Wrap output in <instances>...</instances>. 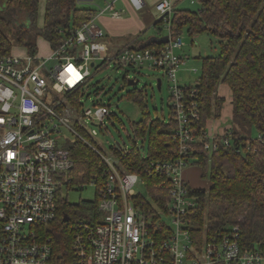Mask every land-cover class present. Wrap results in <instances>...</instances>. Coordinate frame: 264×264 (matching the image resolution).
I'll return each mask as SVG.
<instances>
[{"label": "built area", "instance_id": "obj_1", "mask_svg": "<svg viewBox=\"0 0 264 264\" xmlns=\"http://www.w3.org/2000/svg\"><path fill=\"white\" fill-rule=\"evenodd\" d=\"M117 1L104 0L94 15L70 29L45 56L39 51L0 53V264H264V252L243 248L239 224L211 229L205 221L200 243L192 233L199 224L190 217L198 199L185 171L192 166L188 153L195 136L189 117L195 113V103L185 100L186 83H178L177 71L185 60L176 50L184 41L169 32L173 1L155 3L169 32V41L159 50L132 44L113 49L98 19L103 14L123 17L126 10L117 7ZM128 2L135 10L146 5V0ZM114 59L119 65L163 68L171 82L178 147L172 159L152 161L150 166L170 179L166 213L172 225L162 216L156 220L148 216L136 204L134 186L141 176L123 170L117 157L101 151L86 136L97 134L96 128L86 126L88 118L106 127L109 105L81 109L71 97V91L87 83L92 67L102 68ZM63 127L99 152L108 175L104 185L96 186L100 218L74 221L67 255L56 251L46 232L58 215L59 192L71 187L74 161L67 144L73 140L63 136ZM206 136L205 147H217V129ZM224 143L231 144L229 135Z\"/></svg>", "mask_w": 264, "mask_h": 264}, {"label": "trees", "instance_id": "obj_2", "mask_svg": "<svg viewBox=\"0 0 264 264\" xmlns=\"http://www.w3.org/2000/svg\"><path fill=\"white\" fill-rule=\"evenodd\" d=\"M197 1L200 5L195 9L174 4L169 31L173 38L185 29L191 35L208 33L219 43L217 53L201 56L200 76L184 86L185 100L195 103V113L189 117L195 139L190 143L188 155L192 167L199 170L202 178L210 180L207 188L190 187L198 199L190 217L199 224L192 233L200 243L205 221L211 229L239 224L243 248L264 252V0ZM95 13L96 9L80 6L78 0H45L41 22L40 0H6L5 7L0 8V53H13L14 43L35 53L40 38L53 48L70 29L81 26ZM153 25H164L158 14ZM143 32L123 45L153 50L164 46L165 43L152 40V36L143 38ZM106 37L108 40L109 35ZM84 86L70 93L76 105H82ZM226 88L231 92V123L218 126L217 147L206 148L209 122L221 117ZM144 90V87H134L128 92L144 115L142 120L132 122L131 145L117 141L111 149L123 170L136 172L143 178L149 198L139 194L133 199L156 220L161 216L160 210H168L170 179L166 173L152 169L150 163L174 157L178 147L175 139L178 121L171 93L169 116L152 117ZM115 116L111 112L110 118ZM228 135L230 145L224 143ZM138 139H143L142 144ZM67 147L74 161L71 186L80 184L82 188L86 183L96 186L106 183L107 165L92 145L76 138ZM65 213L69 215L67 221L63 219ZM57 214L56 220L46 226V232L56 251L67 255L72 247L74 221L97 220L102 213L98 198L72 203L59 192Z\"/></svg>", "mask_w": 264, "mask_h": 264}, {"label": "rangeland", "instance_id": "obj_3", "mask_svg": "<svg viewBox=\"0 0 264 264\" xmlns=\"http://www.w3.org/2000/svg\"><path fill=\"white\" fill-rule=\"evenodd\" d=\"M45 0H40V20L42 22L43 17V4ZM95 3L80 1L79 5L87 8L98 9V5H104V0H95ZM155 0H148V4H155ZM177 4L181 7L198 8L200 3L197 0H177ZM148 5V6H149ZM151 13L155 16V12L151 9ZM142 16V17H141ZM128 17V16H127ZM147 13L139 14V18L134 17L133 23L135 26H141L143 38H148L151 35H165L168 33L165 25L155 26L151 23L147 24ZM99 24L102 25L103 29L109 35L108 40L112 43L113 49L122 46L127 40L137 35L133 29L131 34L127 36H115L100 19ZM135 30V29H134ZM133 31V32H132ZM184 45L182 48H178L176 52L180 53L185 62L181 63L177 71L178 83L183 85L185 83H194L202 71L201 56L207 54H215L219 51V43L216 37L208 33H198L191 35L185 29L181 34ZM107 39V37L105 38ZM39 50L41 54L47 53L48 44L43 38L39 39ZM18 44L14 43L12 48L14 49ZM110 51V54H114V50ZM97 61L96 64H98ZM196 68L195 71L193 69ZM139 79L137 84L128 83L129 79ZM158 78L162 80V87H158ZM170 85L171 82L168 76L165 74L163 68L149 66L147 64L131 67L126 64L119 65V62L110 60L99 70L95 67L91 68V75L88 78V83L84 86L81 95L82 106L81 109L92 108L94 109L97 105L105 104L109 105L112 113L116 116L105 119V128L100 127L97 121H93L90 118L86 120V126L88 128H96L97 134L93 137L89 134L86 136L92 139L96 145L104 153L111 155V146L117 141L123 144L125 142L129 146L131 140L129 134H132V122L143 119V113L140 106L128 96V92L132 91L134 87H144L147 95L145 102L148 105L150 116L154 117L159 115L161 117H168L170 114ZM220 93L223 89H219ZM226 100L223 105L222 115L218 119H212L209 123L208 129L212 132L213 129L218 126L226 125L231 123L232 117V104H231V92L229 89H225ZM214 127V128H212ZM256 134V131L253 130ZM63 136L75 140V136L63 127ZM143 139H138V143L142 144ZM192 175L189 179L191 184L195 187H208L210 180L207 177L202 178L199 170L196 167L187 166L186 172ZM135 195H143L149 198L146 183L140 177L138 183L134 186ZM63 195L72 203H77L80 200H96L97 187L94 183H86L82 188L80 184H73L71 187L63 188ZM162 219L167 224L172 225L170 216L165 212L160 214Z\"/></svg>", "mask_w": 264, "mask_h": 264}, {"label": "crops", "instance_id": "obj_4", "mask_svg": "<svg viewBox=\"0 0 264 264\" xmlns=\"http://www.w3.org/2000/svg\"><path fill=\"white\" fill-rule=\"evenodd\" d=\"M158 1V0H155ZM174 4L177 3V0H172ZM156 3V2H155ZM45 2L43 4V8H44ZM148 4V0H146V5L142 10H135L131 7V5L129 4L128 0H118L117 1V7L120 8H124L126 10V14L121 17V18H114L111 17L109 14H103L99 17V19L101 21L104 22L105 26L115 35V36H127L131 34V29H133V31L136 33L138 32H142L141 26H135V24L133 23L134 21V17L139 18V14L142 15L143 13H147L148 18H147V24L151 23L154 24V22L157 19V11L155 9V4L152 3L151 5ZM151 9L156 13L155 16H153V14L151 13ZM128 16V17H127ZM142 17V16H141ZM98 19V20H99ZM102 26V25H101ZM135 29V30H134ZM132 31V32H133ZM107 34V33H106ZM168 34V33H167ZM153 36V35H151ZM158 36V35H156ZM162 36V35H159ZM136 37L133 36L131 38V41ZM45 40V39H44ZM129 41V40H128ZM126 42V41H125ZM48 44V49L49 51H47V53L45 54H41L40 50H39V43H38V51L39 54L42 56L47 55L48 53H50L51 47L50 44L47 42ZM123 45V44H122ZM18 46V45H17ZM121 46L117 47L120 48ZM12 52L14 54H18V55H22L27 53V50L24 47L18 46L15 47L14 49H12ZM185 176L186 178L189 180L192 178V175H190V173L187 171H185ZM190 181V180H189ZM193 185V184H192Z\"/></svg>", "mask_w": 264, "mask_h": 264}, {"label": "water", "instance_id": "obj_5", "mask_svg": "<svg viewBox=\"0 0 264 264\" xmlns=\"http://www.w3.org/2000/svg\"><path fill=\"white\" fill-rule=\"evenodd\" d=\"M5 4H6V0H0V8H4L5 7ZM152 40H155L157 42H160V43H166L169 41V34H165V35H162V36H156V35H153L151 37ZM143 46V45H142ZM139 81V79H129L128 83L130 84H137ZM158 87L161 88V78H158ZM144 147V146H142ZM64 221H67L69 219V215L67 213L64 214V217H63Z\"/></svg>", "mask_w": 264, "mask_h": 264}]
</instances>
